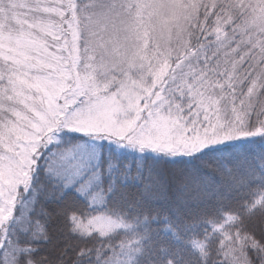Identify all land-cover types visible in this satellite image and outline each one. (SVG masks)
<instances>
[{"label":"snow or ice","instance_id":"1","mask_svg":"<svg viewBox=\"0 0 264 264\" xmlns=\"http://www.w3.org/2000/svg\"><path fill=\"white\" fill-rule=\"evenodd\" d=\"M0 264H264V0H0Z\"/></svg>","mask_w":264,"mask_h":264}]
</instances>
